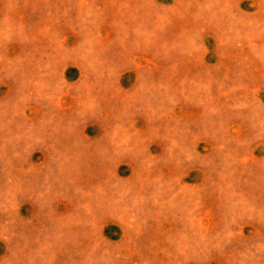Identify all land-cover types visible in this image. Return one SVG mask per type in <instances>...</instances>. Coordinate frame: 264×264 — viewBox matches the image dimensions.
Instances as JSON below:
<instances>
[{"label":"rangeland","instance_id":"1","mask_svg":"<svg viewBox=\"0 0 264 264\" xmlns=\"http://www.w3.org/2000/svg\"><path fill=\"white\" fill-rule=\"evenodd\" d=\"M0 264H264V0H0Z\"/></svg>","mask_w":264,"mask_h":264}]
</instances>
